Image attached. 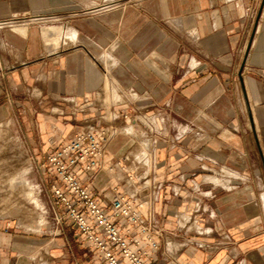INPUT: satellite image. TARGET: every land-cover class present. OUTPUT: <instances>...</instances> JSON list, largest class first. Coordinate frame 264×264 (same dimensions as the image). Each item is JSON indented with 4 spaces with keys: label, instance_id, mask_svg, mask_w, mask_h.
Wrapping results in <instances>:
<instances>
[{
    "label": "crops",
    "instance_id": "0c3cea01",
    "mask_svg": "<svg viewBox=\"0 0 264 264\" xmlns=\"http://www.w3.org/2000/svg\"><path fill=\"white\" fill-rule=\"evenodd\" d=\"M11 117L34 156L116 127L100 165L78 170L105 205L147 134L124 130L147 119L161 232L146 263L264 264V0H0V119ZM185 215L206 233L181 227ZM49 227L0 217V264H102L70 222Z\"/></svg>",
    "mask_w": 264,
    "mask_h": 264
},
{
    "label": "built area",
    "instance_id": "2783aa9c",
    "mask_svg": "<svg viewBox=\"0 0 264 264\" xmlns=\"http://www.w3.org/2000/svg\"><path fill=\"white\" fill-rule=\"evenodd\" d=\"M111 135L99 126L83 128L45 155L42 167L52 177L49 185L52 209L56 222H70L83 246L93 249L102 264H147L159 248L156 237L161 231L150 208L161 184L154 177L149 179L144 154L139 153L135 160L137 164L143 162L146 168L136 175L135 170L125 167L123 189L111 197L108 205L100 203L78 174V170L93 171L100 165ZM122 159L129 160L128 156ZM143 208L147 209L146 217L141 215ZM200 209L197 203L195 213ZM187 218L185 215L178 219L181 227H185L183 220ZM192 224L196 232L206 233L194 225V220ZM196 246L205 247L201 242Z\"/></svg>",
    "mask_w": 264,
    "mask_h": 264
},
{
    "label": "rangeland",
    "instance_id": "374dc122",
    "mask_svg": "<svg viewBox=\"0 0 264 264\" xmlns=\"http://www.w3.org/2000/svg\"><path fill=\"white\" fill-rule=\"evenodd\" d=\"M74 35L76 34H72V33L69 34L70 41L76 40V36ZM56 115L64 116L63 113H61L60 111H57ZM116 116L117 115H112V117L115 118ZM27 119L31 120L30 117H27ZM19 120L20 119L18 117H11L9 119H0V137H1L0 140L2 139L3 144L4 143L6 144V146L5 145H3L4 147L2 146L3 149H0V160H1L0 161V217L18 221L20 226L28 229L31 228V230L35 232H39L44 229L52 230L51 229L52 227L50 228L49 225L52 226L57 222L52 209V204H51L52 197L49 190V185L52 180L51 179L52 177L49 176L48 171L42 167L43 159L46 154L43 153L34 156V154L32 155L30 153H27V149L24 148V140L22 137L23 134H20L19 132ZM143 120L147 123V125H149L147 126L146 129L144 128L143 130L132 127L131 129H129L130 132L124 130L128 134L132 133L136 135H138L139 133L144 134L145 132H147L146 138H142L140 141L138 140V144L137 143L135 144L137 145L136 147L137 150H134L135 149L134 144L132 143L133 146H131V148L133 153L130 156H128L129 160H127V162L129 165H133V166L127 169L135 170V173L137 175L139 174L141 169L143 170L144 168H146L143 167L142 164L143 162H139V164H137L135 160L138 157L137 156L138 152L142 151L145 156L144 163L147 164V167L149 169L148 171V173L150 174L149 179H151L152 177H154L155 173L152 170L154 159H153V154H151L152 150L154 149L153 148L154 144H152L151 142L150 134L156 132V130H154V125L148 122L147 119H143ZM100 126L108 133L109 132L110 134L112 133L110 139L119 132L118 129H116V127L110 124L104 125L100 123ZM128 127H131V124L126 126V128ZM146 139H148L149 141H147ZM17 144H18V148H20V153L19 151H16L14 148L15 145ZM10 146L13 148V150L12 148H10ZM12 155L15 157L17 156L19 162L16 163L12 168L8 169V167L6 168L7 163L5 164V162ZM138 160L139 159H137V162ZM23 170H25L24 173H22ZM22 180L23 182H26L25 187L15 185V182ZM10 182H13L12 188L8 186V183L10 184ZM27 191H30V193L28 192L27 194ZM190 217H191L190 221H188L187 217H186L187 221L183 220V222H185L187 226L192 224L194 220L192 216ZM40 219H42L43 222L40 225V227L37 228L35 222H37ZM32 225L36 226V228H34L36 230L33 229ZM180 225L182 224L180 223ZM203 244L205 245V243Z\"/></svg>",
    "mask_w": 264,
    "mask_h": 264
},
{
    "label": "bare ground",
    "instance_id": "6f19581e",
    "mask_svg": "<svg viewBox=\"0 0 264 264\" xmlns=\"http://www.w3.org/2000/svg\"><path fill=\"white\" fill-rule=\"evenodd\" d=\"M68 33V32H67ZM67 37V36H66ZM4 124H6V123H4ZM7 126V125H6ZM5 127V126H4ZM128 131V130H127ZM2 135V134H1ZM1 138V137H0ZM13 139V138H12ZM13 141V140H12ZM3 145H5L6 146V144L4 143L3 144V140L1 139L0 140V149H3L2 148V146ZM4 147V146H3ZM10 148H12L11 146H10ZM15 150L16 151H19V153H20V148H18V144L17 145H15ZM12 150H13V148H12ZM11 150V151H12ZM18 154V153H17ZM22 154V153H21ZM8 156V155H7ZM6 156V157H7ZM2 157V156H1ZM4 157V156H3ZM1 161V160H0ZM4 162V161H3ZM19 162V159H17V156L15 157V156H10L9 157V159L8 160H6V162H5V164L7 163V166H6V168L8 167V169H10V168H12L16 163H18ZM3 165H4V163H3ZM4 167H5V165H4ZM12 170V169H11ZM21 170V169H20ZM25 172V170H23V172L22 173H24ZM21 174V173H20ZM10 179V178H9ZM218 179V178H217ZM16 180V179H15ZM13 181V180H12ZM12 184H13V182H10V184L8 183V186L10 187V188H12ZM25 184H26V182H23V180L22 181H18V182H15V185H17V186H24L25 187ZM16 186V187H17ZM28 186V185H27ZM14 188V187H13ZM29 188V187H28ZM26 189V188H25ZM11 190V189H10ZM13 190V189H12ZM30 190V189H29ZM14 191V190H13ZM15 192V191H14ZM25 192V191H24ZM28 192L30 193V191H27V194H28ZM13 193V192H12ZM32 218V217H31ZM33 221V220H32ZM42 222H43V220L42 219H40V220H38L37 222H35V224H36V226H37V228L38 227H40V225L42 224ZM25 224V223H24ZM31 226V225H30ZM33 226V225H32ZM36 226H33V229L34 228H36ZM31 229V228H30ZM34 230H36V229H34Z\"/></svg>",
    "mask_w": 264,
    "mask_h": 264
}]
</instances>
